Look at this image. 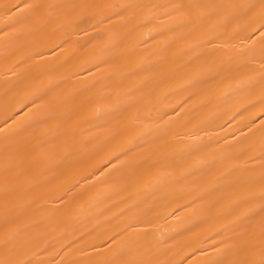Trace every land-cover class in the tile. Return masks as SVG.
I'll list each match as a JSON object with an SVG mask.
<instances>
[{"label":"bare ground","instance_id":"obj_1","mask_svg":"<svg viewBox=\"0 0 264 264\" xmlns=\"http://www.w3.org/2000/svg\"><path fill=\"white\" fill-rule=\"evenodd\" d=\"M264 0H0V264H259Z\"/></svg>","mask_w":264,"mask_h":264},{"label":"snow or ice","instance_id":"obj_2","mask_svg":"<svg viewBox=\"0 0 264 264\" xmlns=\"http://www.w3.org/2000/svg\"><path fill=\"white\" fill-rule=\"evenodd\" d=\"M260 35L264 37V25H262V30L260 32ZM261 184L262 188L260 191V198L261 200H264V176H261ZM259 264H264V254H262L261 260L259 261Z\"/></svg>","mask_w":264,"mask_h":264}]
</instances>
